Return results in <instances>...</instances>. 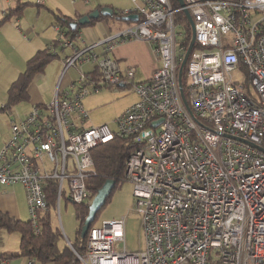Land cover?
<instances>
[{
    "label": "built area",
    "instance_id": "1",
    "mask_svg": "<svg viewBox=\"0 0 264 264\" xmlns=\"http://www.w3.org/2000/svg\"><path fill=\"white\" fill-rule=\"evenodd\" d=\"M130 1L121 13L137 14L136 21L75 47L63 61L62 74L90 62L96 78L80 72L70 90L8 123L0 185L24 187L38 231L50 180L57 181V206L66 194L72 203L84 202L91 149L123 137L132 145L124 176L133 184L144 246L127 247L125 217L102 220L88 228L84 253L74 251L81 264H264V0ZM184 9L194 44L182 70L183 99L178 68L188 46L182 39L191 34L179 14ZM133 39L148 41L159 63L136 83L135 68L122 70L109 55L118 41ZM237 68L255 93L232 78ZM121 84L132 86L137 99L115 119L116 128L82 126L88 113L81 99ZM0 264L15 263L0 255Z\"/></svg>",
    "mask_w": 264,
    "mask_h": 264
},
{
    "label": "crops",
    "instance_id": "2",
    "mask_svg": "<svg viewBox=\"0 0 264 264\" xmlns=\"http://www.w3.org/2000/svg\"><path fill=\"white\" fill-rule=\"evenodd\" d=\"M18 1L23 3V5L21 10L16 11L17 6L19 5ZM70 2L72 4L69 7L66 5L65 0H44L42 3H38L36 0H0V20L5 16L7 17L0 27V105L5 103L7 99L6 91L8 86L23 70L25 61L29 57H31L38 49H43L47 46L57 54L54 59L47 63L44 68L34 76L33 80L28 86L29 100L27 101V110L24 112L22 110L20 114H17V116L6 119L4 129L7 127L10 121H16L20 118H23L30 111L32 106L47 103L56 95L57 92L60 93L63 90H70V85L78 78L80 72H89L95 68L93 63L85 62L81 63V65H77L76 67L69 68L65 74H62L63 61L66 57L73 54L75 47L78 48L87 45H94L96 42L104 39L105 37L114 34L125 23L123 20H119L115 17L104 18L103 16H100L96 18V20L91 19L93 20L91 23L90 20L89 23L82 25L78 29V32L74 33V35L66 36L65 29L67 28L61 27L57 24L55 14L70 16L76 20L79 16L91 12L93 9H99L102 6H108L112 8L113 12L125 11L131 8L128 5V0H70ZM35 3H38V5ZM62 36L64 39L59 41ZM63 40H69L71 41V44L64 45ZM73 40H76V43H74ZM133 40H137V43H140L139 56L143 53L146 55L153 54L152 46L148 41L141 39ZM53 41L57 42L54 46L51 45ZM125 41H118L113 46L112 50L116 48L115 55L111 56L109 53L113 60L118 62L122 58L121 56L124 54V50L120 48L123 46L121 44H124ZM65 47L71 48V51L64 52L63 50L67 49ZM97 48L98 51H102L103 46L98 45L94 47V51L98 53ZM56 49H60L63 53L59 54ZM153 59L155 61L153 62V66L156 68L159 63L157 62V58ZM135 60L137 61V59ZM86 63L92 64L93 66L84 70L82 67ZM70 69H74L73 74L69 72ZM154 69H152V72ZM118 87L129 86L120 85ZM29 92L37 93L30 99ZM129 105H127L125 109ZM10 112L11 110L5 113ZM87 118L81 122V125L84 127H93L85 125ZM17 185L21 184L16 183L11 185H0V190L5 191L6 188H12L9 189L11 193V191ZM19 241L20 236L18 233H8L6 235L5 242L0 246V252L16 251L19 246ZM143 246L144 238L142 245L139 242V248H142ZM12 262L15 264H22L24 262V258H13ZM35 263L38 262H34V264Z\"/></svg>",
    "mask_w": 264,
    "mask_h": 264
},
{
    "label": "trees",
    "instance_id": "3",
    "mask_svg": "<svg viewBox=\"0 0 264 264\" xmlns=\"http://www.w3.org/2000/svg\"><path fill=\"white\" fill-rule=\"evenodd\" d=\"M18 2L19 5L17 6L16 11L21 10L23 5V3H20V1ZM35 4L38 5V3ZM173 4L174 6H178V3L175 0H173ZM179 14H181L182 19L186 21L183 13L180 12ZM122 16L123 15L120 11L114 12L113 15H106L103 17H115L121 20ZM6 18L7 17L5 16L0 20V27ZM55 19L59 26L67 28L65 29L66 36L74 35V33L78 32V29L81 27L80 25L74 27L72 22L75 21V18L70 16L55 14ZM93 20H91L90 23ZM189 40L190 31L187 32L182 41L184 44L188 45ZM56 43V41H53L51 45L54 46ZM56 56L57 54L47 46L43 49H38L31 57H29L25 61L23 70L8 86L6 91L7 99L3 105H0V112H8L18 103L28 101V86L30 85L34 76ZM88 73L93 78H96L95 68ZM104 86L112 87L107 85ZM131 150L132 145L129 143V141L126 138L118 136H114L104 143L97 144L91 149L90 153L93 160V166L90 174L85 178V186L88 193V198L80 204L73 203L74 215L75 219L77 220L75 242L65 243L62 240L63 235L61 230L58 227L52 225V210L55 209L57 205V181L52 179L50 180V186L47 192L49 207L45 212L38 213L36 224L38 231H35L30 219L22 220L10 215L8 212L0 210V230H4L8 233L16 232L20 236L19 246L16 251L0 252V255L11 259L32 258L34 262H38L40 264H81L74 251L79 254H83L85 251L86 236L81 238L80 230L88 213V204L93 195L106 180H113L114 187L112 191L123 181H126L124 176L125 162ZM109 196L107 197L106 202L109 199ZM97 214L91 224L92 226L98 224Z\"/></svg>",
    "mask_w": 264,
    "mask_h": 264
},
{
    "label": "rangeland",
    "instance_id": "4",
    "mask_svg": "<svg viewBox=\"0 0 264 264\" xmlns=\"http://www.w3.org/2000/svg\"><path fill=\"white\" fill-rule=\"evenodd\" d=\"M66 5L70 7L72 4L70 0H65ZM129 7L132 3L128 0ZM73 12V11H72ZM177 31L181 27L176 28ZM76 43V40H73ZM124 43V42H122ZM139 44L137 40H127L120 49L124 50L122 58L118 61L122 70L128 66H134L136 69L133 82H142L148 79L152 73L154 59L157 58L155 53L152 55L142 54L139 56ZM67 48V47H65ZM128 48V49H126ZM59 54H62L60 49H56ZM70 52L71 48L63 50ZM98 51V48H97ZM102 51H98L100 53ZM116 48L110 51L111 56H114ZM137 59V61L135 60ZM55 62V61H53ZM158 62V61H157ZM92 64L86 63L82 68L92 67ZM74 69L69 72L73 74ZM232 78L248 85L252 93H255L254 88L248 84L247 74L241 69L237 68L232 71ZM87 88H90L87 86ZM30 99L36 95L37 92H29ZM137 96L133 91L132 86L129 87H106L101 86L97 91H90L81 99L83 107L88 111V118L86 126H98L107 124L111 129L116 128L115 119L124 111L125 107L135 101ZM28 102L23 101L14 106L10 113L0 112V146L5 141L3 129L5 127V120L10 117H15L20 112L26 111ZM12 188H6L5 191L0 190V210L8 211L22 220H29L30 213L26 204L25 191L21 185H17L10 193ZM133 184L130 181H123L110 194L109 199L103 208L97 214V221L108 220L112 218L125 217V238L128 248L135 250L139 247V242L143 244V232L141 226V213L137 211L135 206V199L133 197ZM52 225L58 227L63 235L62 240L65 243L75 242L77 220L74 215V204L68 199L67 194L62 196L59 205L52 210ZM5 231L0 230V246L6 240ZM38 264V263H35Z\"/></svg>",
    "mask_w": 264,
    "mask_h": 264
},
{
    "label": "water",
    "instance_id": "5",
    "mask_svg": "<svg viewBox=\"0 0 264 264\" xmlns=\"http://www.w3.org/2000/svg\"><path fill=\"white\" fill-rule=\"evenodd\" d=\"M177 1L181 6L184 5L183 0H177ZM183 12H184L185 18H186V20L190 26V29H191L190 40H189L188 46L186 48L185 54L183 56V59H182L180 65H179V68H178V85L180 87L181 96L184 99L183 89L181 86V75H182L183 66L185 65L188 54H189V52L192 49L193 44H194V26H193V20L190 16L189 11L187 9H184ZM113 13L114 12H113L112 8H110L108 6H102L99 9H93L91 12L84 14L82 16H79L72 23H73L74 27L77 25L82 26V25L89 23V21L91 19H96V18H98L100 16H104V15H113ZM137 19H138V16L135 13L123 15L121 17V20H123V21H136ZM121 86H123V84H121ZM113 187H114L113 180L108 179L102 184V186L96 191V193L91 198V200L88 204V213H87V215L83 221V224L81 226V230H80V237L81 238L86 236L88 228L91 226L92 222L94 221L98 211L105 204L106 199L109 196V194L111 193Z\"/></svg>",
    "mask_w": 264,
    "mask_h": 264
}]
</instances>
